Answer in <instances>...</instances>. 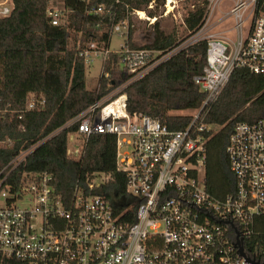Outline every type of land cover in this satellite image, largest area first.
Listing matches in <instances>:
<instances>
[{"label": "built area", "instance_id": "obj_1", "mask_svg": "<svg viewBox=\"0 0 264 264\" xmlns=\"http://www.w3.org/2000/svg\"><path fill=\"white\" fill-rule=\"evenodd\" d=\"M232 1L223 21L233 18V40L205 30L219 2L210 0L211 12L202 28L172 48L131 50L125 46L121 52L111 51L113 33L129 36L127 19L113 26L107 47L92 42L79 50L86 67L93 58H102L100 80H109L104 66L110 54L120 56L130 77L96 98L59 131L73 129L72 134L83 143L92 135L115 136L116 173L125 176L126 194L134 203L125 211V218V213L115 212L106 196L92 193L115 179L111 173L88 176L86 189L78 182L66 196L57 192L50 173L24 171L15 179V172L39 145L32 146L0 170V255L29 264L258 261L247 244L255 236L256 219L264 217V120L234 126L226 147L234 192L217 198L206 186L208 127L200 123L205 108L219 97L235 70L264 75V12H257L261 0ZM155 5L157 0H151L148 10ZM177 5V0H164L161 17L176 19ZM12 8L9 0L1 1L0 17L9 16ZM90 13L115 17L112 7L104 5ZM48 15L52 25L58 26L63 11L50 8ZM131 15L147 20L150 26L158 21L145 11L134 10ZM201 41H207V64L194 82L205 100L186 128L171 130L157 118L128 111L126 89L131 84ZM134 208L135 220L130 222L127 218Z\"/></svg>", "mask_w": 264, "mask_h": 264}, {"label": "trees", "instance_id": "obj_2", "mask_svg": "<svg viewBox=\"0 0 264 264\" xmlns=\"http://www.w3.org/2000/svg\"><path fill=\"white\" fill-rule=\"evenodd\" d=\"M9 1L13 5L11 14L0 17V170L19 152L39 145L15 172V179L24 171L47 172L54 176L57 192L66 196L78 182L86 189L88 176L111 173L115 179L92 193L106 196L115 212L125 213L126 218L125 211L134 201L126 194L125 176L116 173V137L92 135L76 157L68 150L73 129L59 130L96 98L130 77L121 66L120 56L110 54L104 66L109 80H100L99 94L89 91L85 61L79 50L92 42L107 47L113 26L127 19L131 25V12L147 10L151 0ZM190 3L193 9L184 19L188 34L204 25L210 0ZM53 5L63 11L58 26L52 25L48 15ZM100 5L112 7L115 17L90 13ZM163 5L164 0H157L158 9ZM257 12H264V0L259 1ZM157 13L148 10L150 17ZM133 32L130 29L125 42L131 50H164L180 42L175 34L161 28L159 19L141 34V42L133 41ZM206 55L207 41H201L131 84L126 89L128 111L157 118L171 130L186 128L191 117L173 113L202 107L205 95L194 77L204 74ZM31 103L33 108L29 107ZM258 120H264V75L237 69L200 120L208 127L206 186L213 196L223 198L235 190L226 153L235 124ZM135 210L127 218L130 222L135 220ZM254 235L247 249L264 262V217L256 219ZM0 264L29 263L0 255Z\"/></svg>", "mask_w": 264, "mask_h": 264}, {"label": "rangeland", "instance_id": "obj_3", "mask_svg": "<svg viewBox=\"0 0 264 264\" xmlns=\"http://www.w3.org/2000/svg\"><path fill=\"white\" fill-rule=\"evenodd\" d=\"M177 14L176 19L173 16H169L168 18H162V9H158L155 5L154 11L157 10V18L160 21V26L162 29H164L168 34H175L177 37V40H181L183 37H185L188 32L186 31L185 25H183V20L185 19L187 13L193 9V5H191L190 0H177ZM234 3L232 0H219L216 4V8L214 11L213 16L211 17L208 27L206 26V29H209V34H214L216 36H225L228 37L227 39L233 40L236 37V32L231 30L234 25V20L232 17H230L226 22H224L225 15L230 11V9L233 7ZM214 6V5H213ZM160 7V6H159ZM52 8L58 9L57 5H53ZM50 9V8H49ZM48 9V10H49ZM152 10V11H153ZM144 11V10H141ZM147 16L148 15V9L145 10ZM211 12L210 7L208 8V13L206 15V18L208 14ZM131 28L133 32L132 39L135 42H141L142 36L141 34L144 33V31L148 30L151 26L147 22V20H141L136 15H131ZM129 19V20H130ZM157 23V22H156ZM251 22H247L245 26V33L250 28ZM130 33V32H129ZM128 36L124 33H113L111 37L110 42V50L111 51H117L121 52L123 48L125 47V42L127 41ZM80 39V35H79ZM102 67L103 62L102 58H93L92 62L89 66L86 67V73H85V83L86 88L89 91H95L96 87L99 83L100 76L102 73ZM195 110L193 111H184L180 113H173L175 115H184V116H192L195 114ZM83 142L81 139H78L77 135H70L68 140V150L69 152L73 153L76 157H78L82 150ZM24 206V205H21Z\"/></svg>", "mask_w": 264, "mask_h": 264}, {"label": "water", "instance_id": "obj_4", "mask_svg": "<svg viewBox=\"0 0 264 264\" xmlns=\"http://www.w3.org/2000/svg\"><path fill=\"white\" fill-rule=\"evenodd\" d=\"M242 253V252H241ZM243 254V253H242ZM254 264H260L258 261H256ZM262 264H264V263H262Z\"/></svg>", "mask_w": 264, "mask_h": 264}, {"label": "flooded vegetation", "instance_id": "obj_5", "mask_svg": "<svg viewBox=\"0 0 264 264\" xmlns=\"http://www.w3.org/2000/svg\"><path fill=\"white\" fill-rule=\"evenodd\" d=\"M258 261H259V260H258ZM259 263H260V264H262V263H264V262H262V261H259Z\"/></svg>", "mask_w": 264, "mask_h": 264}, {"label": "crops", "instance_id": "obj_6", "mask_svg": "<svg viewBox=\"0 0 264 264\" xmlns=\"http://www.w3.org/2000/svg\"><path fill=\"white\" fill-rule=\"evenodd\" d=\"M183 25H185V22H184V20H183ZM186 27V26H185ZM111 42V41H110Z\"/></svg>", "mask_w": 264, "mask_h": 264}]
</instances>
